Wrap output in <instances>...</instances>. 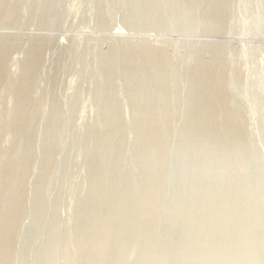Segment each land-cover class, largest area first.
Listing matches in <instances>:
<instances>
[{
  "label": "rangeland",
  "instance_id": "1",
  "mask_svg": "<svg viewBox=\"0 0 264 264\" xmlns=\"http://www.w3.org/2000/svg\"><path fill=\"white\" fill-rule=\"evenodd\" d=\"M141 1L120 10L107 0H0V60L6 62L0 74V120H4L0 124V229L9 228L0 234L6 254L1 264H223L226 245L211 250L217 260L204 262L194 255L187 257L188 249L179 253L180 242L191 210L202 216L204 228H211L236 199L239 207L232 215L243 214L237 228H264V0H227L231 9H224L234 28L224 31L221 25V35L212 37L226 44L222 71L213 84L197 82L203 84L202 94L205 88L214 90L210 97L214 100L225 81L229 107L237 118L233 126L230 117L220 115L222 106L205 112L213 114L206 118L197 115V100L192 105L187 101L189 75L201 51L185 52L182 44L187 40L176 34L167 47L176 65H157L159 69H149L141 82L137 70L126 64L128 59L137 63L142 58L135 52L122 54L119 63L111 62L99 84L98 66L111 61L129 41L140 47L145 41L158 46L166 38L165 22L152 25L150 16L140 17V8L146 2L159 10L167 0ZM208 2L189 0V5L205 8ZM202 18L212 17L199 12L196 19ZM34 43L39 48L29 58ZM183 54L190 61L176 69ZM230 56L236 63L233 70ZM27 59L32 67L30 100L16 85L6 84L12 76L21 78ZM113 99L117 101L112 113L102 117L105 103ZM137 101L150 103L140 123V128L149 130L139 144L131 128L145 107L138 108ZM158 101L164 102L166 113L159 110ZM41 104L37 113L34 108ZM116 112L121 124L123 119L126 122L117 137L110 128ZM19 115H26L25 125L15 129ZM185 127L202 132L208 152L193 154L179 167L191 152L187 139L178 145ZM103 138L112 140V150L100 145ZM101 154H107L103 163L113 161L95 171L93 161ZM211 162L214 166L206 169ZM12 165L22 171L20 175L12 173ZM239 170L240 177L233 179ZM220 175L226 177L216 178ZM231 185L236 192L228 195ZM149 196L154 209L139 218ZM6 222L8 227L3 226ZM101 226L105 229L96 237L92 228ZM150 228L162 229L164 235L147 240L145 252L154 247L162 251L171 237L167 252L154 260L143 259L145 252H138L130 262L132 249ZM257 235L247 240L253 252L243 264H264V229ZM216 239L204 229L202 238L191 243L204 241L207 249ZM245 250L249 248L244 244L237 253Z\"/></svg>",
  "mask_w": 264,
  "mask_h": 264
},
{
  "label": "bare ground",
  "instance_id": "2",
  "mask_svg": "<svg viewBox=\"0 0 264 264\" xmlns=\"http://www.w3.org/2000/svg\"><path fill=\"white\" fill-rule=\"evenodd\" d=\"M107 1L110 2L112 5H114L115 7L119 8L120 10L122 9L128 10L129 8L133 7L135 3L137 2V0H107ZM142 2H145V1L142 0L141 3ZM6 3L7 1L4 2V5ZM140 4H138L136 7L139 8ZM226 4H227V0H209L207 7L199 8V7L190 6L189 0H167L163 3V8L158 10L157 8H153L151 4L145 2L140 8L142 10L140 17L143 16L144 14L146 16H150L151 19L149 21L154 26H156V23L165 22L166 28L164 27L163 28L166 32L165 34H167L166 38L163 37L162 39L164 38L165 39L163 41L161 40L162 42L158 46L146 44L149 42L145 41L144 45H141L143 47H140V46H136L135 41H129L125 48L118 50L116 52L115 57L111 61L102 63L98 66V70H96L97 72L95 75L98 78V80L101 81L99 84L100 85L102 84L101 78H103L104 72L108 69V67L112 65L111 62L113 61L116 64L119 63L121 61L122 54H126L127 56L129 53L135 52L137 57L142 58V62H137V63L135 61L128 59L127 60L128 64H126L127 68L133 69L134 67L137 70V75L139 76V79H141V82H143L144 74L149 69H153V70L159 69L156 67L157 65L160 68L168 66V65H176V63H174L175 59L171 57L167 52V47L170 44V42L176 39V37H174V34H176L178 35L177 37H183V39L187 40L182 44V47L185 50V52L191 49H197L201 51L198 53L197 58L194 59V61H196L197 63L194 65V68H193L194 71L192 72L191 75H189L190 76L189 77L190 78V82H189L190 93L187 98V101L192 105V103L197 100V106H198L197 108L199 109L197 112V115L202 117L204 116L203 114H205L206 118L212 117L213 114L208 116L206 115L205 112L209 113L211 109L216 107V105L222 106L223 111H221L220 115L224 114L225 117H230V119L232 120V126H233L235 119L237 118H235L236 116L235 113L231 111L229 107V100L225 92V88H226L225 81L221 82L219 86L220 88L218 90L217 98L214 100L210 99L214 90L205 88V93L202 94L203 84L197 83L200 80H204L208 84H213L217 80V78L220 76V73L222 71L221 61H222V54H223V49H224L223 47L226 44L223 43L221 39L219 38L214 39L212 37L221 35L220 34L221 25L224 31H231V28L232 30L234 28V22L231 19H229L226 13V10H225V9L230 10L231 7H229ZM1 8L2 6H0V9ZM49 10H51V8H49ZM199 12H208L212 18L196 19V16ZM117 33L122 34L123 31L118 30ZM201 35H205L208 38L206 39L196 38L197 36H201ZM32 45L33 46L31 47V50L28 55L29 58L32 57L38 51V48H39L37 46L38 45L37 43H34ZM147 46H149V49L147 48ZM2 47H3V43L0 42V50L2 49ZM246 54H247V51L244 52L245 56ZM245 56L243 57V59H245ZM228 60L231 66V70H233L236 64L233 59V56H230ZM189 61L190 60H188L187 54L181 55L177 60V66L179 68L176 67V69H182L184 64ZM212 61H215L216 63H213ZM5 66H6V62L4 60H0V74L1 75H2L1 71L6 68ZM27 66L28 68L26 69ZM202 66H205L206 68L203 70ZM23 67H24V70H23V74L21 78L16 79V77L12 76V78L10 77L11 79L8 78L9 82L6 84L16 85V87L14 88H18L22 96L23 95L27 97L30 96L28 97L29 98L28 100H30L31 95H32V88L29 85L31 82L30 77H29V70L32 67L29 63V59L24 61ZM6 84L5 85L3 84V86L7 87ZM9 88L11 87L9 86ZM25 96L24 98H26ZM25 101L26 100L24 99V102ZM116 101H117L116 99H113L105 103L104 110L101 113L102 117H105L112 113V112L111 113L109 112L111 111V108L113 109V106L116 104ZM28 103H30V101ZM32 103L33 102H31V104ZM158 103H159L158 105L159 110H161L162 113H166L167 108L164 105V102L161 104V101H158ZM25 104L27 103L25 102ZM38 104L40 105V103H36V105ZM42 104L39 107H37L36 105H33V106H36V108L34 109L35 111H37V113H39L40 111L39 109H41ZM149 104H150L149 102L145 103L144 101H137V104H135L138 108L145 107L143 110L142 116L138 117L135 120V124L131 128L133 130L131 134L136 135V140H135L136 144H139L142 141L143 138L141 137L144 136L149 130L148 126H144L140 128V123L143 117H145L148 114ZM31 110L32 109H30V111L28 110V112H31ZM35 111L34 113H36ZM25 116L26 115H23L22 117H20V115L18 116L19 118H17L16 124L14 122L15 129L20 128L25 125L24 123H22ZM120 116L121 115H118L116 112V115L113 116L112 123L110 125V128H112L114 132H116V137L120 135L121 130L125 127V124H126L123 118L122 119L125 124H121V121L119 118ZM34 117L36 118V116L34 115L32 119ZM29 120L30 118L28 119V121ZM3 121L4 120L1 118L0 124ZM187 122L190 123L189 120ZM95 131H96V126H93L90 132L91 138L93 140L97 139ZM160 133L161 135H164L165 133L164 127L161 128ZM182 135H183V138L179 139L178 145H184L185 142H183V140L187 139L189 142V148L191 152L187 156H185V158L181 160V162L179 163V167H182L184 163L188 161V159L193 154L201 155V154L208 152V145L201 141L202 132L200 130H191L188 127H185V129L182 132ZM50 137L51 136H48V139ZM99 143L101 146H104L109 150L113 149V143L111 139L106 140L105 138H103L99 140ZM135 143H134V146H135ZM234 151H235V148L232 147V152ZM106 156L107 154L106 155L101 154L99 159L97 158L94 159L93 169L95 171H97V169H99L102 165H104L105 167H109V165L111 164L113 160L109 158L110 160L103 163L104 157ZM212 166L214 165L211 162L210 164L206 165V169H209ZM11 171L15 175H20L22 172L21 170H18L17 167L14 165L11 166ZM240 175H241V170H239L233 176V179H238ZM180 177L183 180L185 179L186 176L184 175V173H182ZM223 177H226V175H220V176H217L216 178L222 179ZM248 187H250V185ZM233 192L234 193L236 192L235 185L229 186V188H227L226 190V193L228 195ZM154 194L155 193H153L152 195L154 196ZM153 196H149V198L144 201L139 211L143 212V208H146V210L143 212V215L140 212L138 213L139 218L140 216H144L150 213L151 211H153L154 206L151 204ZM207 200H209L208 196L203 198L202 203L203 204L206 203ZM179 205L180 204L177 203L175 207ZM249 205H251V201H249L246 204L244 211L248 209ZM238 207H239V201L238 199H236L232 203V207H230V209H226L223 212L219 213L217 220H215L211 224V228H204V222H202V216L201 215L198 216L193 210H191L188 214L189 222L186 225V228H183L182 240L180 242L179 253L181 251L188 249L187 257L194 255V258H202V260L206 262V261H209V259H212V260L218 259V257L214 256V254L211 252L213 248L220 246V245H226V253L224 255L223 264H231L230 263L231 257H232V264H243L245 260H247L248 258L252 256V252H253V247L249 242H247V240L250 237L257 235L264 228H237V222L240 220L243 214L233 216L232 211L233 212L238 211ZM262 207H264V205H262ZM8 223L9 222H6L5 224H3V226L8 227V225H10ZM8 229L9 228H1L0 234L5 233ZM104 229H105L104 226L92 228V232L96 234V237H98L100 236L101 232ZM204 229L207 230L208 235H215L217 238L216 241L213 243L214 245L209 246L207 249L205 248L206 243L204 241H201L195 244L191 243L192 240L195 238H202ZM110 233H109V236H110ZM114 234H115V231L111 233V235H114ZM155 234L162 237L164 235V232L162 229L157 230L156 228H150L148 231H146L145 234L143 235L144 238L141 241H139V243H137L132 249L131 255L128 260L133 258L138 252L140 253L142 251L145 252L144 250L145 242L149 240ZM170 238L168 240L165 239L166 245L164 246L162 251H158L157 250L158 247H154L143 254L146 256V257L144 256L145 258L143 259L154 260L156 259V257H159L160 254L166 253L168 250V245H170L173 241ZM3 242H4V239L3 240L1 239L0 240V264L6 258ZM244 244L248 246L249 250H245L243 253H237V250ZM100 252L101 250L97 251V253H100ZM131 260L130 262H133Z\"/></svg>",
  "mask_w": 264,
  "mask_h": 264
}]
</instances>
